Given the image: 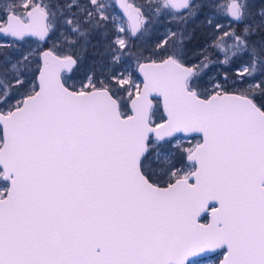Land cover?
<instances>
[{"label":"snow or ice","instance_id":"1","mask_svg":"<svg viewBox=\"0 0 264 264\" xmlns=\"http://www.w3.org/2000/svg\"><path fill=\"white\" fill-rule=\"evenodd\" d=\"M0 37V264H264V8L4 0Z\"/></svg>","mask_w":264,"mask_h":264},{"label":"trees","instance_id":"2","mask_svg":"<svg viewBox=\"0 0 264 264\" xmlns=\"http://www.w3.org/2000/svg\"><path fill=\"white\" fill-rule=\"evenodd\" d=\"M136 4H142L145 3V0H134ZM197 3H201V2H206V0H196ZM250 5L252 6L253 10L258 11L261 8H264V0H249ZM207 9H204V13H207ZM204 19V15H201L199 18H197L196 20L190 21L188 24V28L189 30L195 29L197 36L200 35L201 33V29L199 27L200 22ZM171 21V17H165L160 19L158 22H156L155 24H153L150 27V33L148 36V39L146 41H136V43L141 44L145 47H150V46H154L156 43L160 42L161 40H163L168 32L169 29L175 31L176 30V24L174 21ZM221 22L226 23V21L221 20ZM2 39H5L2 37ZM10 43V41H9ZM203 43L202 40L200 39H196L193 41H189L186 43L185 45V49L187 52V56H186V61L190 64L192 63H197L199 57L194 55V53L196 52L197 48L200 47V45ZM6 44H0V45H4L5 47H0V62L3 61L5 55L9 56V57H15L19 55V52L16 51L15 49H10L7 48ZM32 47H34L35 45H31ZM25 49H27L29 47V45H24L23 46ZM213 59H215V57H213ZM0 66H2V64H0ZM208 75H216L218 79H221L224 75L225 72L229 73V75H234V68L231 67H227V66H223L220 64H213L210 66V68L207 70ZM207 79V77H205Z\"/></svg>","mask_w":264,"mask_h":264},{"label":"rangeland","instance_id":"3","mask_svg":"<svg viewBox=\"0 0 264 264\" xmlns=\"http://www.w3.org/2000/svg\"><path fill=\"white\" fill-rule=\"evenodd\" d=\"M4 2V0H0V4H2ZM113 0H109V3H112ZM135 2V1H134ZM219 3H224V0H219ZM116 21L117 23H120L121 20L123 19V15L122 13L120 12V10L116 9ZM150 33V31H149ZM149 33L146 34L143 38H141V40H138L139 42H142V41H146L148 39V36H149ZM6 43H9V40L7 39H2V37H0V44H6ZM181 142L185 145V146H188L190 140L189 138L187 137H182L181 138ZM222 252V251H221ZM220 253V252H218ZM223 255H218V254H215L213 256H209V257H206V258H203L201 260V264H219V261L222 259Z\"/></svg>","mask_w":264,"mask_h":264},{"label":"water","instance_id":"4","mask_svg":"<svg viewBox=\"0 0 264 264\" xmlns=\"http://www.w3.org/2000/svg\"><path fill=\"white\" fill-rule=\"evenodd\" d=\"M115 2L118 4L119 3V0H115ZM119 9V8H118ZM120 10V12L122 13V15H123V12H122V10L121 9H119ZM188 138V137H187ZM222 250H215V251H213V252H209V253H207L206 255L205 254H201L204 258H206V257H209V256H213V255H215V254H217L218 252H221ZM222 259H223V257H222ZM221 259V260H222Z\"/></svg>","mask_w":264,"mask_h":264}]
</instances>
